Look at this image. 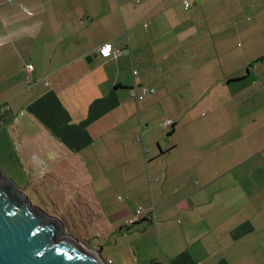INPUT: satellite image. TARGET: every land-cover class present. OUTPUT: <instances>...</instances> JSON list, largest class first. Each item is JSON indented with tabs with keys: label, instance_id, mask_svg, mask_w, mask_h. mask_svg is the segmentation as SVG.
Wrapping results in <instances>:
<instances>
[{
	"label": "crops",
	"instance_id": "1",
	"mask_svg": "<svg viewBox=\"0 0 264 264\" xmlns=\"http://www.w3.org/2000/svg\"><path fill=\"white\" fill-rule=\"evenodd\" d=\"M184 1L0 0V155L109 182L97 215L146 264H264V0Z\"/></svg>",
	"mask_w": 264,
	"mask_h": 264
},
{
	"label": "rangeland",
	"instance_id": "2",
	"mask_svg": "<svg viewBox=\"0 0 264 264\" xmlns=\"http://www.w3.org/2000/svg\"><path fill=\"white\" fill-rule=\"evenodd\" d=\"M29 156L20 151L17 143L11 142L5 156L0 155V171L14 183L32 207L45 216L57 219L64 227L65 235L74 237L87 248L97 251V246L101 247L105 264H146L145 240L146 244H152V241L138 232H133L132 236L124 232L122 238L111 227L108 218L98 217L95 209L97 197L92 195L91 188H87L93 181L78 177L80 172L78 175L71 172L72 166H82L80 162L68 154H53L48 158L45 156L44 160L38 158V167L32 158L28 160ZM100 185L109 186V182L94 181L92 184L95 190ZM118 198L122 199L120 195ZM109 230L112 234L106 237L100 235Z\"/></svg>",
	"mask_w": 264,
	"mask_h": 264
},
{
	"label": "water",
	"instance_id": "3",
	"mask_svg": "<svg viewBox=\"0 0 264 264\" xmlns=\"http://www.w3.org/2000/svg\"><path fill=\"white\" fill-rule=\"evenodd\" d=\"M63 228L0 171V264H105L100 249L87 248Z\"/></svg>",
	"mask_w": 264,
	"mask_h": 264
},
{
	"label": "built area",
	"instance_id": "4",
	"mask_svg": "<svg viewBox=\"0 0 264 264\" xmlns=\"http://www.w3.org/2000/svg\"><path fill=\"white\" fill-rule=\"evenodd\" d=\"M189 7V3L187 2V0L184 1V8L188 9ZM107 50V51H106ZM98 54L102 57V58H117L118 56H120L122 54V51L120 50H114V48L111 46V44L107 43L104 44L100 49H98ZM32 68L30 66L27 67V70H31ZM137 72L133 71V75H136ZM154 93L153 89H148V88H143L141 89V91L139 92L137 90L136 87H133L130 89V97L136 101H142L146 96L150 95ZM169 126L173 125V122L171 121H167L166 122ZM144 215L143 211L141 209H137V211H135V215L133 216L132 219H130L127 222V225H132V224H136L138 222H140L142 220V216Z\"/></svg>",
	"mask_w": 264,
	"mask_h": 264
},
{
	"label": "trees",
	"instance_id": "5",
	"mask_svg": "<svg viewBox=\"0 0 264 264\" xmlns=\"http://www.w3.org/2000/svg\"><path fill=\"white\" fill-rule=\"evenodd\" d=\"M134 224H135V223H134ZM134 224H132V225H130V226L128 225V226L131 227V226H133ZM136 224H137V223H136Z\"/></svg>",
	"mask_w": 264,
	"mask_h": 264
},
{
	"label": "snow or ice",
	"instance_id": "6",
	"mask_svg": "<svg viewBox=\"0 0 264 264\" xmlns=\"http://www.w3.org/2000/svg\"><path fill=\"white\" fill-rule=\"evenodd\" d=\"M107 51V50H106Z\"/></svg>",
	"mask_w": 264,
	"mask_h": 264
}]
</instances>
